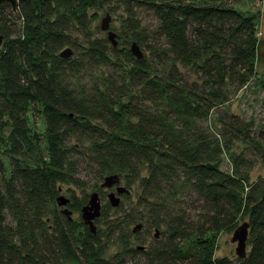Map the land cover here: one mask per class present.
Masks as SVG:
<instances>
[{"label":"trees","instance_id":"16d2710c","mask_svg":"<svg viewBox=\"0 0 264 264\" xmlns=\"http://www.w3.org/2000/svg\"><path fill=\"white\" fill-rule=\"evenodd\" d=\"M117 1L126 8V25L134 35V8L153 14L162 38L157 56L170 63L164 74L152 75L145 60H134L129 49L116 50L102 39L89 41L81 59L59 57L62 48L80 46L71 27L83 32L87 9L97 0H17L16 12L0 5V264H125L138 253L147 264H264V179L250 180L241 155L230 156V172L222 169L235 141L249 143L264 162V124L254 127L216 110L231 92L259 77V12L218 0ZM111 52L133 60L125 93L123 86L117 92L112 88L98 101L68 86L69 72L88 63L106 64ZM178 65L197 78L189 80ZM260 85L264 88V80ZM208 119H216L217 132L202 125ZM73 136L89 140V149L70 146ZM71 151L100 172H116L127 185L139 181L138 204L149 208L145 220L165 226L154 248L142 251L127 243L123 227L144 220L141 215L107 221L109 233L123 246L110 259L103 257L106 243L97 232L62 213L46 229L43 214L58 196V185L78 183ZM180 176L190 184L197 213H164L167 219H159L168 201L163 189L172 190ZM86 201V195L72 196L68 206L80 211ZM105 215L101 208L100 216ZM244 217L246 256L216 257L218 233L233 231Z\"/></svg>","mask_w":264,"mask_h":264},{"label":"rangeland","instance_id":"374dc122","mask_svg":"<svg viewBox=\"0 0 264 264\" xmlns=\"http://www.w3.org/2000/svg\"><path fill=\"white\" fill-rule=\"evenodd\" d=\"M222 2L223 5H234L237 8L250 10L253 12L260 13V0H218ZM98 4L91 8H88V22L82 31L77 28L70 30V34L75 40H77V49L72 46L69 48L71 51L69 59H81L82 52L88 46V42L95 39H102L107 41L106 31L100 29L101 20L106 15L109 16V30L114 32L117 40L116 50L129 49L132 42H135L142 52V58L145 60L146 64L149 66L152 75H162L164 74L170 66L169 62L163 63L160 57L157 56V51H160L162 47V38L156 32L157 22L153 14L145 8H134L133 18L137 29L136 34H132V29L126 25V21L129 20L126 8L117 0H97ZM5 12L10 11L11 7L7 4ZM262 13V9H261ZM260 13V14H261ZM258 36L256 45V61L255 69L259 74V77L254 78L248 83L247 86L243 87L238 92H231L228 95V100L221 106L217 107L216 110L221 113L235 114L240 116L245 121H251L254 127H259L264 124V103L262 102V97L264 96V88L261 87V82L264 80L262 77L264 75V22L261 20L260 15L257 18ZM261 32L263 35H261ZM88 36H87V34ZM108 46L112 47L109 41ZM62 48L61 50L65 49ZM113 48V47H112ZM132 55V54H131ZM110 60L106 64L88 63L77 73H68L66 77V82L68 86L73 88L78 95L84 93L87 95H94L95 99L98 101L102 96L106 94V91L117 92L119 87L123 85H128V74L127 72L133 67V60H128L121 53L115 55L110 53ZM134 60H138L134 55H132ZM179 70L184 76H188L189 80L197 78L196 75L187 71L186 68H182L178 65ZM263 78V79H262ZM122 88L123 93L127 90L126 87ZM132 94L125 96V99L131 97ZM116 96V95H115ZM105 97V96H104ZM138 101L140 96H133ZM116 99V97H115ZM122 99V97L120 98ZM124 100V99H122ZM153 106V105H152ZM151 106V109L154 107ZM161 106V105H160ZM159 106V107H160ZM153 110V109H152ZM202 125L206 127L212 134L219 130L216 119H208L203 121ZM70 146H75L76 149H82L87 151L89 149V140L80 139L79 137L73 136L70 138ZM81 150V151H82ZM241 155L245 159L244 166L250 168V180H256L258 177L264 179V162L261 160L260 153L253 149V147L245 141H235L232 143L230 148V153L224 154V162L222 169L225 171L231 170V155ZM1 157V156H0ZM69 161L73 164V174L77 184L72 183H60L58 195H63L68 198L69 201L72 196L81 198L83 195L88 196L92 192H97L100 196L102 209H106V215L104 217L99 216V218L94 221L96 226V232L100 236L102 243H106V248L103 257L110 259L111 256L116 253H121L123 246L120 242L118 236L109 233L107 228V221L111 219H121L125 214L134 217L135 215H141L142 221H135L133 223H128L123 227V232L127 236V243L131 248H139L142 251H147L150 248H154L158 241L163 239L162 231L165 229L164 225L159 228L150 226L148 218L149 208L140 206L137 200V196L140 193V187L138 186L139 181H135L131 186L127 185V181L119 176V185L124 186L127 189V193L120 195L121 207H111L108 204L107 193L109 191H114V187L101 188L100 184L103 182L105 176L117 174L116 172H100L98 168L89 162L86 157L82 154L71 151L69 156ZM142 173L145 174L144 169H141ZM129 186V187H128ZM170 188V187H168ZM166 192V200L164 202L163 208H161L159 219L164 218L165 215L169 214L170 217L175 214H188L194 217L196 215L194 203V194L190 187V184L185 181L181 176L173 180V189H163ZM168 191L170 193H168ZM68 209H71V219L75 223L81 224L82 220L80 217V211H75L66 205ZM63 207H59L54 203H49L44 211L43 219L45 220V225L47 230H50L52 225H54L55 215L58 212L61 214L60 210ZM136 213V214H135ZM63 215V214H62ZM64 216V215H63ZM66 218V216H64ZM139 219V218H137ZM7 221L12 223L11 218L7 217ZM243 221H247L244 217L243 220H239L238 224ZM137 223L142 224V228L136 233H132L131 229ZM83 224V223H82ZM155 229L159 230V236L154 237ZM233 231H221L216 237L217 249L215 252L216 257H227L234 261L237 257L234 248L235 243L231 242V236ZM248 250V244L246 246ZM60 264H77L71 261H64ZM125 264H147L146 259L143 257L142 253H138L129 256L125 260Z\"/></svg>","mask_w":264,"mask_h":264},{"label":"water","instance_id":"95a60500","mask_svg":"<svg viewBox=\"0 0 264 264\" xmlns=\"http://www.w3.org/2000/svg\"><path fill=\"white\" fill-rule=\"evenodd\" d=\"M3 3H7L10 5L11 10L16 12L17 7V0H0V5ZM109 16H105L101 20L100 29L106 31L107 40L110 42L113 48L117 46L116 34L109 30ZM3 42V35H0V47L2 46ZM130 52L134 55L137 59L142 58V52L139 49L138 45L135 42H132L130 45ZM71 54L69 48H65L59 52V57L61 58H68ZM101 188H112L114 187V191H109L107 193L108 204L111 207H118L120 203V195L123 193H127V189L124 186L119 185V176L117 174L105 176L103 178V182L100 184ZM56 204L61 208L60 212L66 216V218L71 221V209L67 208V204L69 203V199L64 197L63 195H58L56 198ZM101 200L100 196L97 192H92L89 194L88 199L85 204L80 207V217L82 223L87 226L88 230L91 233H96V226L94 221L98 218L101 214ZM142 228L141 223H137L131 229L132 233H136L138 230ZM248 229L249 223L247 221H243L241 224L236 226V228L232 232V236L230 241L235 243L234 252L237 257L244 258L247 254L246 246H247V239H248ZM154 237L159 236V230L155 229Z\"/></svg>","mask_w":264,"mask_h":264},{"label":"crops","instance_id":"0c3cea01","mask_svg":"<svg viewBox=\"0 0 264 264\" xmlns=\"http://www.w3.org/2000/svg\"><path fill=\"white\" fill-rule=\"evenodd\" d=\"M259 2H260V7H261L260 8V13H261V9H262V13L261 14L259 13V15H260L261 20H263V22H264V0H260ZM263 34H264V32H263ZM263 34L261 32V35H263Z\"/></svg>","mask_w":264,"mask_h":264}]
</instances>
